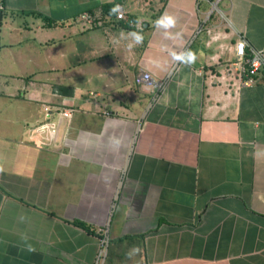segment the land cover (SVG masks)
<instances>
[{
	"label": "crops",
	"instance_id": "crops-1",
	"mask_svg": "<svg viewBox=\"0 0 264 264\" xmlns=\"http://www.w3.org/2000/svg\"><path fill=\"white\" fill-rule=\"evenodd\" d=\"M238 38L264 58V0H0L7 109L29 81L0 116V264H94L104 225V264H264V70L219 76Z\"/></svg>",
	"mask_w": 264,
	"mask_h": 264
},
{
	"label": "built area",
	"instance_id": "built-area-1",
	"mask_svg": "<svg viewBox=\"0 0 264 264\" xmlns=\"http://www.w3.org/2000/svg\"><path fill=\"white\" fill-rule=\"evenodd\" d=\"M215 6V5H214ZM212 6L209 11L214 10ZM81 20L84 21L87 26H101L104 24V21L95 20L94 17L88 13H81ZM114 19L120 20L123 19L129 24L132 23L131 19H128L123 12L117 11L114 15ZM227 66L223 71L219 72V76L226 78L230 71L233 72V75L227 79L230 81L231 85L236 87L242 85H249L254 82L255 76L261 71L264 70V58L262 52L254 50L250 45L243 39L238 38L233 42V59L231 61H226ZM135 84H146L152 86L154 89H157L161 86V81H153L148 71L142 70L134 76ZM71 109L62 110L60 113L62 116H70ZM52 126V124H49ZM45 125L36 126L35 131L39 132V129L43 130ZM47 127V126H45ZM50 132L54 133V128H50ZM94 233L97 237V250L95 253L94 264H104L109 245V228L107 225L99 226L94 229Z\"/></svg>",
	"mask_w": 264,
	"mask_h": 264
},
{
	"label": "rangeland",
	"instance_id": "rangeland-1",
	"mask_svg": "<svg viewBox=\"0 0 264 264\" xmlns=\"http://www.w3.org/2000/svg\"><path fill=\"white\" fill-rule=\"evenodd\" d=\"M213 7L216 9V6H214L213 5ZM16 66H18V65H16ZM18 70V69H17ZM26 78H22L21 80H18V81H16L15 83L12 81V80H10V82H9V88L11 89V90H9V93L10 94H12L13 93V95H14V102L13 103H11V105L12 106H14V103H21V102H18L17 100H20L21 99V96H20V92L18 91L21 87H27V85H29V81L28 80H25ZM22 82V85H19L18 86V82ZM0 82H1V80H0ZM13 83V84H12ZM232 86H235V85H232ZM17 88V89H16ZM16 89V90H15ZM15 90V91H14ZM11 97V96H10ZM7 101L6 100H3V103H2V100L0 99V106H2V113H0V116L3 118V117H7L8 116V118L10 117V116H13V115H15L16 117H18L19 118V116H22V115H25L26 113L24 112V111H21V112H16L15 110H14V108L12 107V106H10L8 109L6 108L9 104H7L6 103ZM5 103V104H4ZM31 103V102H30ZM6 108V110H5V112H4V109ZM0 110V111H1ZM9 114V115H8ZM13 117H11V119H12ZM19 120V119H18ZM21 120V119H20ZM20 122V121H19ZM35 131V130H34Z\"/></svg>",
	"mask_w": 264,
	"mask_h": 264
},
{
	"label": "clouds",
	"instance_id": "clouds-1",
	"mask_svg": "<svg viewBox=\"0 0 264 264\" xmlns=\"http://www.w3.org/2000/svg\"><path fill=\"white\" fill-rule=\"evenodd\" d=\"M162 19H166L167 20V26H173L175 24V20L172 19L171 17H167V18H162ZM161 23V21H157V24L159 25ZM136 41L139 42V40L141 39V37H139L136 34H133Z\"/></svg>",
	"mask_w": 264,
	"mask_h": 264
}]
</instances>
